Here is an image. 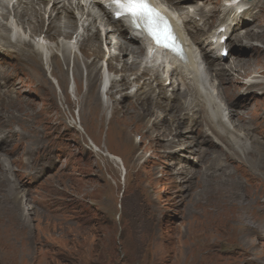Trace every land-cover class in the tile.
Here are the masks:
<instances>
[{
    "label": "rangeland",
    "instance_id": "obj_1",
    "mask_svg": "<svg viewBox=\"0 0 264 264\" xmlns=\"http://www.w3.org/2000/svg\"><path fill=\"white\" fill-rule=\"evenodd\" d=\"M224 1L216 0V7ZM256 3V20L245 26V35L234 42L230 56L220 62L230 66L238 57L253 64L236 71L247 77L246 82L260 76L251 77L253 74L264 71V36L259 38L262 55L253 54L247 43L249 34H264V0ZM215 18L207 23L212 30L217 26ZM74 40L75 37L66 43ZM76 53L81 61L80 53ZM4 54L1 92L8 81L15 83L18 91L13 93L10 88L0 98V264H264L262 88L257 86L255 91L242 84H216L221 90L235 91L231 92L234 97L221 93L226 105L241 104L235 108L232 125L210 138H203L200 123L195 127L198 130L188 129V117L179 123V116L173 118L166 111L163 119V114L142 94L136 110L123 121V126L133 132L130 142L108 141L106 126L92 141L84 127L70 119H77V109L72 106V70L61 65V53L57 52L55 58L57 71L65 72L63 91L53 78L49 79L53 90L30 83L28 54L18 60L15 54ZM115 66L120 68L119 64ZM105 70L106 56L99 62V73ZM110 75L118 80L128 78L129 82L134 79L130 73L123 77L110 71ZM149 84L151 95L161 91L156 79ZM164 87L170 93V83H164ZM128 88L127 94L135 90ZM111 91L116 92V88ZM181 91L177 86V92ZM163 94L165 98H159L162 104L177 105L180 101H170ZM12 98L17 99L11 102ZM115 98L123 106L131 101L120 95ZM35 103L39 113L50 115L51 129L35 122L31 114ZM148 114H156L155 123L148 121ZM251 114L256 120L244 131L254 135L251 141L258 143L262 157L248 151L250 142L246 137L238 138L231 131L236 125L240 132L234 119L250 121ZM227 129L248 148L239 149L244 164L228 158L236 147L231 137L223 139L224 130L230 135ZM106 150L124 160V169L103 154ZM236 182L238 189H231ZM223 195L230 196V201L222 202Z\"/></svg>",
    "mask_w": 264,
    "mask_h": 264
},
{
    "label": "bare ground",
    "instance_id": "obj_2",
    "mask_svg": "<svg viewBox=\"0 0 264 264\" xmlns=\"http://www.w3.org/2000/svg\"><path fill=\"white\" fill-rule=\"evenodd\" d=\"M215 1L152 0L169 16L175 33L184 46L185 55L182 58H177L162 53L151 46L148 38L142 32L134 30L128 19H114L110 10L114 4L110 0H0V66L5 59L4 52L15 54L17 60L26 53L29 55L26 61L29 64L30 83H36L39 87L53 90L49 83V79L53 78L58 89L63 91L66 84L65 72L57 71L55 58L57 52L61 53V65L65 66L66 70L70 68L72 70L71 94L74 97L72 106L77 109V119L74 116H71L70 119L74 120L75 125L79 123L84 127L86 136L92 141L98 139L102 127L106 126L105 137L108 141L130 142L133 132L129 127L123 126V121L139 105L142 94L143 98L149 99L157 107V111L163 114V119L166 117V111H170V116L173 118L179 116V123L188 117V129L198 130L195 127L200 123L199 127L200 132L204 134L203 138H210L219 131L221 133V129H225L226 126L228 128L232 125L231 120L233 119L231 118H233L235 108L239 103L237 102L233 106L230 103L226 105L225 100L220 97L221 93L225 92L224 94H226L227 92V97L230 94L234 97L235 93L231 92L235 91L231 88L221 90V86L217 88L216 84L220 82L230 86L242 84L246 88L249 86L255 89V91L259 86L264 90V71L253 74L251 77L260 76H255L252 78L253 80L250 79L251 81L246 82L247 77H243L242 72L237 73L236 71H244L246 67H251L253 64L235 57L230 62V66H223L220 64L223 59L219 57L221 47L218 44L214 45L215 37L220 39L221 36H226L227 58L230 56L229 49L234 45V42L240 41L241 37L245 35V26H249L250 22L253 23L256 20L257 0H239L237 2L236 0H226L221 7H216ZM211 18H215V23L217 22V26L213 30L210 23L207 24ZM221 27H225L224 32H219ZM41 35H44V38H41ZM263 36L261 31L249 34L247 43L251 45L253 54H263V50H260L259 47L262 40L259 38ZM73 37L75 40L67 44V40H72ZM52 41L56 43L53 45ZM76 52L80 53L81 61L76 58L75 55L78 54ZM105 56L107 75L105 71L102 74L99 73V62ZM22 59H25L24 56ZM115 63L120 65L119 69L116 68ZM81 64H83L82 67ZM2 69L3 67H1ZM110 71L120 73L123 77L130 73L134 79L130 82L128 78L113 79ZM232 78L236 80H232ZM107 79L108 87L106 86ZM155 79L158 81L161 91L153 92L154 95H151L153 89L151 90L148 86ZM260 79L263 80L259 81ZM0 80L2 81V79ZM138 80L145 81L137 85ZM121 82L122 84H120ZM166 82L170 83V93L164 87ZM82 84H84V88H82ZM129 86L131 90L133 88L135 90L133 89L132 93L127 94L125 91ZM177 86L181 87V92H177ZM10 88L13 93L18 91L16 84L8 81L6 89L3 92L0 89V98L8 93ZM111 88H116V92H112ZM235 90L237 91V87ZM162 91L166 93L170 101L179 98L178 104H166V102H163L165 105L162 104L159 100L162 95L164 97ZM249 91L251 90L249 89ZM117 95L124 99L130 98L131 101L123 106L121 101L115 98ZM61 97L66 103L64 95ZM16 99L12 98L11 102ZM59 100L61 101V98ZM31 114L36 117L35 122L42 123L45 129H51L50 115H47L45 111L39 113L36 103L33 104ZM153 114H148V121L155 123L156 114ZM238 114L245 115L246 112ZM251 115L250 121H242L238 118V122L234 119L233 122L234 124L238 123L240 132H237L236 125L232 126L231 131L238 138L246 137L247 142H250L248 151L253 155L260 154L262 157V150L258 147V143L251 141L254 135L244 131L251 128L250 126L256 120V116ZM59 124L58 122L56 126ZM259 124L261 125V123ZM52 130L55 131V129ZM227 131L230 130L227 129ZM224 133L222 134L223 139L228 141V137H231L230 141L236 147L228 153V158L237 159L241 164H244L245 161L240 156L239 149L245 148L246 145H240L232 133L229 132L232 136L227 135L225 130ZM203 138L201 139L205 140ZM175 142H178L177 138ZM0 143L3 144L2 140ZM92 144L96 147L94 142ZM103 154L124 169V160L120 156L107 150ZM243 156L246 158L245 152H243ZM6 179L7 177H5ZM231 189H238L237 182ZM227 194L229 193L227 192ZM229 197L223 195L220 200L222 202L230 201ZM229 220L234 221L232 216L229 217ZM238 234L240 233L238 232Z\"/></svg>",
    "mask_w": 264,
    "mask_h": 264
},
{
    "label": "snow or ice",
    "instance_id": "obj_3",
    "mask_svg": "<svg viewBox=\"0 0 264 264\" xmlns=\"http://www.w3.org/2000/svg\"><path fill=\"white\" fill-rule=\"evenodd\" d=\"M121 12L128 14L133 18H144L149 25L150 34L157 43L162 39L167 40L170 38V33L161 29L159 24L156 23V12L150 4V0H112Z\"/></svg>",
    "mask_w": 264,
    "mask_h": 264
}]
</instances>
